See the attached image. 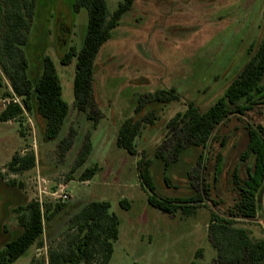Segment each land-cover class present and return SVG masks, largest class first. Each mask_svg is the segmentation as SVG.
<instances>
[{
	"label": "rangeland",
	"instance_id": "374dc122",
	"mask_svg": "<svg viewBox=\"0 0 264 264\" xmlns=\"http://www.w3.org/2000/svg\"><path fill=\"white\" fill-rule=\"evenodd\" d=\"M107 1L114 11L122 0ZM35 4L23 46L30 75L38 79L43 57L49 56L69 112L58 136L49 141L39 129L31 132L28 116L35 126V115H42L37 109L24 111L13 124L0 123V249L21 232L18 208L37 200L43 213L46 208L52 212L49 219L45 214L43 246L31 247L13 264L32 259L48 264L50 249L75 231H70L71 217L89 202L108 201L109 213L120 221L109 264H218L221 259L210 225L218 216L237 210L241 186L255 169L246 125L264 127V106L231 116L214 129L215 137L205 145L186 144L175 159L171 149L178 136L170 140L167 123L184 112L187 103L205 112L224 95L264 39V0H134L94 58L92 98L84 111L75 107L76 61L62 64L61 57L71 47L81 48L88 11H76L74 0H36ZM1 18L3 11L0 30ZM171 89L177 100L161 102L150 96ZM7 93L13 90L0 68V112L9 103ZM136 113L153 115L154 123L145 122L135 139L137 153L132 155L116 140L123 122ZM71 129L76 131L72 146L61 153L58 147ZM89 133L91 155L74 169ZM27 145L30 149L24 153H35L36 166L19 174L9 172L12 156L22 154ZM140 159L150 161L156 195L182 201L175 214L147 202L149 190L138 176ZM94 165L97 173L89 181L80 180L83 169ZM56 190L67 199L53 197ZM122 198L130 202L129 209L120 205ZM56 205L63 208L56 211ZM238 226L255 232L254 225Z\"/></svg>",
	"mask_w": 264,
	"mask_h": 264
},
{
	"label": "trees",
	"instance_id": "16d2710c",
	"mask_svg": "<svg viewBox=\"0 0 264 264\" xmlns=\"http://www.w3.org/2000/svg\"><path fill=\"white\" fill-rule=\"evenodd\" d=\"M35 2L36 0H2L0 2V12L3 11L0 30V68L10 81L13 90V93H7L9 103L0 112V121L7 122L22 116L24 111L32 112L37 109L46 120L48 138H55L60 133L69 112L68 104L62 97L60 77L53 60L49 56H44L39 78L32 79L28 57L23 49L30 34ZM133 2L134 0H122L116 9L111 11L107 0H74L76 11L81 8H86L88 11L87 30L81 48L77 50L71 47L63 54L61 62L70 64L76 61L74 97L75 107L80 111L86 110L91 103L95 72L94 58ZM252 50L251 48L249 52ZM263 78L264 39L251 54L240 74L227 87L224 95L207 111L201 112L196 105L187 103V109L184 112H178L170 119L167 123L172 132L170 140L178 136L171 149L173 158L175 159V154L179 153L186 144L205 145L209 139L215 137V135L212 136L214 129L227 122L233 114L243 115L255 106H264ZM150 96L161 102H170L179 98L175 89L160 90ZM16 98H20L21 102H17ZM139 109L140 106L136 112ZM153 120L154 117L151 114L148 117H140L136 113L135 117L127 118L120 127L117 145L129 154L135 155L137 153L136 137L141 135L145 122L153 124ZM246 129L249 134L248 150L255 155V174L250 176L251 179L246 184L249 189L244 193L246 205L252 206L256 201L254 198L256 190L264 180V136L251 124H248ZM75 133L76 131L71 129L70 134L62 139L59 148L63 152L72 145ZM91 152L89 133L76 156L74 169L82 167ZM35 166L36 156L33 151L25 155L16 152L7 164V170L19 174ZM137 166L138 176L149 190L148 203L161 211L175 214L181 207L182 201L163 199L156 195L148 170L150 161L140 159ZM97 171V165L84 168L80 180H90ZM15 182L12 181V184ZM120 205L125 209L131 207L127 199H122ZM62 208V205L55 206L56 211ZM109 209L108 201L89 202L79 209L70 219V231H75L66 234L64 243H61L58 248L50 249L48 264H109L114 251V242L118 240L120 224L119 218L109 213ZM17 212L21 232L0 249V264H13L31 247L43 246L44 220L46 217L49 219V214H52L50 209L46 208V213H43V207L39 201L32 200L27 205L19 207ZM210 230L218 255L227 263L233 264L235 261L232 253L236 242L232 237L231 229L220 223L218 219H213ZM28 264H44V262L32 259Z\"/></svg>",
	"mask_w": 264,
	"mask_h": 264
},
{
	"label": "flooded vegetation",
	"instance_id": "af4514ba",
	"mask_svg": "<svg viewBox=\"0 0 264 264\" xmlns=\"http://www.w3.org/2000/svg\"><path fill=\"white\" fill-rule=\"evenodd\" d=\"M251 125L261 131L264 136V127H260L256 124ZM253 173L255 174V171ZM253 173L248 175L247 182L250 181V176H252ZM247 182L241 186L239 201L236 205L237 210L235 209L236 212H226V216H218L217 218L220 223L231 229L232 237L234 242H236L235 250L232 253V257L235 261L233 264H264V192L262 193L264 180L261 186L256 190V194L254 195L256 201L252 206H247L245 202L246 194L244 191L249 189L246 186ZM222 219L225 221H222ZM239 223H243L246 226L249 225V228L254 225L255 232H253L251 228L246 229L245 226L239 227ZM249 230L251 233H247ZM251 235L255 236V238L253 237L251 239ZM220 259L221 261H219L218 264H232L227 263L224 258L220 257Z\"/></svg>",
	"mask_w": 264,
	"mask_h": 264
},
{
	"label": "crops",
	"instance_id": "0c3cea01",
	"mask_svg": "<svg viewBox=\"0 0 264 264\" xmlns=\"http://www.w3.org/2000/svg\"><path fill=\"white\" fill-rule=\"evenodd\" d=\"M28 112V111H27ZM29 113V112H28ZM28 113H26L25 112V114L28 116L29 114ZM38 113V112H37ZM35 117H36V119H35V122H36V125L34 126V125H32V117H30V116H28V120L27 121H29V119H30V122H31V132H36V130L37 129H39L40 130V132L41 133H43V135L48 139V141L49 140H53L54 138H48V135H47V131H46V129H47V124H46V120H45V118L43 117V115H41V117L40 118H38V115L36 114L35 115ZM12 122V120H9V121H7V122H0V123H2L3 125H10V124H13V122ZM37 122H38V124H37ZM14 124H15V122H14ZM33 128V129H32ZM57 137V136H56ZM22 138H25V136H22ZM75 138V137H74ZM28 146V145H27ZM34 146V145H33ZM72 146V145H71ZM82 146V145H81ZM30 146H28V148H24V150H22L21 151V155H25V153L24 152H27L30 148H29ZM81 148V147H80ZM80 148H79V150H78V152L80 151ZM93 149V148H92ZM58 150H60V152L61 153H65V152H63L59 147H58ZM78 152H77V154H78ZM63 155V154H62ZM91 155V154H90ZM77 156V155H76ZM40 173V172H39ZM89 181V180H88ZM122 199H124V198H122ZM147 202H148V199H147ZM81 209V208H80Z\"/></svg>",
	"mask_w": 264,
	"mask_h": 264
},
{
	"label": "built area",
	"instance_id": "2783aa9c",
	"mask_svg": "<svg viewBox=\"0 0 264 264\" xmlns=\"http://www.w3.org/2000/svg\"><path fill=\"white\" fill-rule=\"evenodd\" d=\"M64 187V185L63 184H59V188H63ZM42 192H44V194H46L47 195V193H46V190L45 191H42ZM59 194V191L58 190H56L54 193H51V195L53 196V197H55L56 196V198H58V199H60V198H62V199H67V195L65 194V193H60V195H58Z\"/></svg>",
	"mask_w": 264,
	"mask_h": 264
},
{
	"label": "water",
	"instance_id": "95a60500",
	"mask_svg": "<svg viewBox=\"0 0 264 264\" xmlns=\"http://www.w3.org/2000/svg\"><path fill=\"white\" fill-rule=\"evenodd\" d=\"M264 192V187H263V189H262V193Z\"/></svg>",
	"mask_w": 264,
	"mask_h": 264
}]
</instances>
